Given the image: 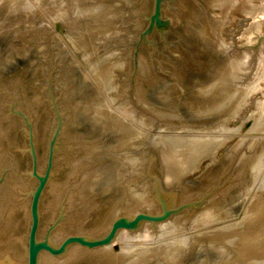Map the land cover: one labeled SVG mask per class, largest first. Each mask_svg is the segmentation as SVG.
Instances as JSON below:
<instances>
[{"label":"rangeland","instance_id":"rangeland-1","mask_svg":"<svg viewBox=\"0 0 264 264\" xmlns=\"http://www.w3.org/2000/svg\"><path fill=\"white\" fill-rule=\"evenodd\" d=\"M38 1L28 2L19 10L11 3L0 5V13H3L0 14V258L8 261L9 257L11 264H27L29 208L38 183L33 173L45 175L50 154V178L39 204L37 238L40 241L48 239L58 247L68 236L96 238L104 235L118 216L135 215L140 211L157 213L159 208L153 196L152 178L162 177L165 184L161 157L166 148L157 141V135L172 137L170 133L178 131L181 134L177 136L186 135L182 130L204 127L206 131L209 130L206 127H210L212 131L218 129L212 133L219 136L216 139L223 140L222 145L210 154L211 157L200 161L197 170L184 176L182 183L175 186L176 182L172 181L165 185L176 193L177 205L205 199L200 208L183 212L155 227L146 223L135 233L121 231L118 236L122 232L131 234V237L144 233L146 229L149 232L151 241L143 245L133 244L132 251L123 248L117 236L111 245L95 250L74 245L61 257L43 253L38 264H264V123H260L264 114L259 118L256 109V105L264 101V71L255 70L259 59L264 58V47L261 45L257 51L248 47L263 35L260 28L264 22L262 13L243 11L244 6L263 7L264 1L232 0L229 5L225 4L226 0H218V4L216 0H171L162 8L163 19L171 22L168 30L162 35L154 27L151 34L141 38L148 26L153 0H111L118 7L113 15L117 33L91 38L88 43V51L94 50L92 44L97 48L92 59L101 61L112 71L110 83L101 81L87 65L85 51L75 47L74 34H69L72 30L68 15H65V21L58 19L63 12L71 13L70 9L77 3L69 6L66 0H56L60 1L59 5H54L51 0ZM23 10H27L31 18L15 20L10 17L13 12ZM203 18L210 22L219 20L216 22L219 30H210L209 34L213 35L207 42L201 39L197 28ZM253 26H256L255 34L250 31ZM249 36L251 42L247 43L245 37ZM220 43L228 50L211 46ZM226 50L232 55L247 57L242 65V88L255 82L259 74L263 75L258 82L260 88L242 98V108L234 118L229 115L230 110L237 111L236 102L225 105L218 112L192 111L191 107H201L217 100L212 91L204 96L197 91L206 88L216 78H213V71L226 63L225 54L223 57ZM249 67L251 70L246 72L244 68ZM174 92L178 93L177 97ZM95 93L101 97L104 108L124 109L132 114L131 120L120 117L119 124L136 125L138 136L132 135L135 150L126 152L133 165L121 167L112 174L118 186L125 184L140 189L143 201L137 210L113 213L109 197L117 192L102 195V181L94 183L102 166L115 168L117 164L107 155L103 160L94 154L92 145L99 144L95 137L100 136V143L108 147L120 142L118 133L112 138L111 131L100 135V130L92 127L91 123L95 121L97 124L100 116L95 111L97 105L90 106L88 111L83 110L82 103L93 100ZM122 155L119 153L116 157ZM90 183L94 184L92 188ZM210 213L212 218L209 219L218 223L205 227L198 222V226L192 225ZM166 223L174 224L176 229L161 238L164 232L161 226ZM235 225L237 227L222 231L226 226ZM186 235L189 245L184 249L168 248L167 243L179 241L181 237L187 239ZM176 237L179 240L174 239ZM158 241L163 244L157 246ZM152 242L156 243L150 244Z\"/></svg>","mask_w":264,"mask_h":264},{"label":"bare ground","instance_id":"bare-ground-1","mask_svg":"<svg viewBox=\"0 0 264 264\" xmlns=\"http://www.w3.org/2000/svg\"><path fill=\"white\" fill-rule=\"evenodd\" d=\"M35 1H38V0H0V5H7V3H11L12 7L16 8L17 10H19V8L21 7H25L28 5V2L30 3H34ZM46 1V0H45ZM62 1V0H61ZM68 2V5L70 6V4L72 5L73 2L77 3L76 6H72L73 9L71 8V13H62L59 15V18L58 19H64V21L66 20L65 19V15L67 14L68 15V19L67 20H71L70 22V29L72 30L70 33H73L74 36H72V40H73V43L75 44V47L81 51V50H84L85 51V54H86V57L88 58V64L89 66L92 67V69L94 70L95 74H97V76L101 79V81H106V82H111V76H112V71H109V69H107L104 65H102V62L99 61V62H95L94 59H92L95 51L97 50V48L94 47V45L92 44V49L94 50H89V46L88 43H90L89 41L91 40V38H96V37H102L103 35L104 36H111L112 34H116V24H115V21L113 18V15L115 14V12H117V4L115 1H111V0H66ZM227 1V2H226ZM225 1V4H229L231 5V1L232 0H226ZM264 1V0H263ZM39 2V1H38ZM44 2V1H42ZM41 2V4H42ZM51 2H54V5H59L58 3L60 1H57L56 0H51ZM66 2V3H67ZM217 2L218 4V0L215 1V3ZM56 3V4H55ZM238 3V2H237ZM249 3V2H248ZM44 4V3H43ZM74 4V3H73ZM264 4V3H262ZM33 5V4H32ZM31 5V6H32ZM39 5V4H38ZM44 6V5H43ZM42 6V7H43ZM67 6V5H66ZM250 6V5H249ZM34 7H36V4H34ZM68 7V6H67ZM256 7V6H254ZM31 8V7H30ZM41 8V7H40ZM45 8V7H44ZM48 8V7H47ZM51 8V7H50ZM64 8V7H63ZM62 8V9H63ZM66 8V7H65ZM70 8V7H68ZM49 9V8H48ZM61 9V10H62ZM120 9V8H119ZM242 10V6H240V8ZM30 10V9H29ZM33 10V9H32ZM31 10V11H32ZM36 10V9H35ZM57 9H55L56 11ZM59 10V9H58ZM69 10V9H68ZM27 10H23L21 13H12L10 17H13V19H17V20H21L23 17H25V19H29L31 18V16L29 14H27L26 12ZM52 11V10H51ZM66 11V9H65ZM243 11L248 13V14H253L255 11H258L261 14V16L263 15V19L262 21L264 22V6L261 7H256V8H250L248 6H244L243 7ZM18 12V11H17ZM36 12V11H35ZM2 13V11H1ZM0 13V14H1ZM8 13V12H7ZM33 14V12H31ZM42 13V12H41ZM3 14V13H2ZM9 14V13H8ZM7 14V15H8ZM27 14V15H26ZM2 16V15H1ZM30 16V17H29ZM256 16V15H255ZM258 16V15H257ZM260 16V15H259ZM44 17V16H43ZM47 17V16H46ZM51 17V16H50ZM54 17V16H53ZM57 17V16H56ZM9 18V17H8ZM8 18H6V20H8ZM67 18V17H66ZM4 19V18H3ZM24 19V18H23ZM26 19V20H27ZM57 19V20H58ZM25 20V21H26ZM88 20V21H87ZM63 21V20H62ZM61 21V23H62ZM63 21V22H64ZM201 24L197 27L198 30H199V34H200V37L203 41H209L211 38H212V35L213 34H209L210 33V30H213V32L215 31H218L219 30V25L217 23H219V20H215L216 22H210L209 20H207L206 18H203L200 20ZM4 22V21H2ZM27 22V21H26ZM25 22V23H26ZM260 23L261 25L263 24ZM256 23V22H255ZM17 24V23H16ZM15 24V25H16ZM64 24H66L64 22ZM59 25V24H58ZM259 25V24H258ZM260 25V27H262ZM65 26V25H64ZM67 26V25H66ZM69 27V26H68ZM51 29V28H50ZM262 29V28H260ZM258 30V29H257ZM250 31L252 33H256V26H253ZM250 33V34H252ZM68 34V35H69ZM224 34V33H223ZM222 34V35H223ZM244 35H245V32H244ZM243 35V36H244ZM67 36V35H66ZM257 36V35H256ZM255 36V37H256ZM259 36V35H258ZM257 36V37H258ZM241 37V36H240ZM260 37V36H259ZM14 38V37H13ZM247 39V43L251 42V38L252 37H245ZM69 39V38H67ZM98 39V38H97ZM109 39V38H108ZM14 40V39H13ZM71 40V39H70ZM101 40V39H100ZM254 41V40H252ZM242 42V41H241ZM100 43V42H99ZM113 43V42H112ZM116 44V43H115ZM240 44V43H239ZM214 46L215 48L219 47V48H227L228 50V47L227 46H224V44H211V46ZM233 45V44H232ZM65 46V45H64ZM212 46V47H213ZM229 46V45H228ZM88 47V48H87ZM119 47V46H118ZM244 47V46H243ZM233 48V47H231ZM99 49V48H98ZM112 49V48H111ZM236 49V48H235ZM263 49V48H262ZM226 50V53H227V56H226V53H223V57H224V54H225V57L226 58V63H225L223 66L221 67H217L215 68V74L213 73V78H215L213 80V82L208 85L206 88L203 87V88H199L197 93L200 95V96H204V95H207L209 94V92H213L215 93L214 95H216L217 97V100H215V102L211 103V104H206V105H201V107H191L192 111L196 112V111H199V110H202L204 111L205 109L211 111L212 113L213 112H218L219 110L225 108L226 106L225 105H229L230 103L232 102H236L238 104H236V108H237V111L235 110H230V117L234 118L238 112L241 110L240 108H242V98L246 97L245 95L250 92H253V91H256L258 90L260 87H259V84L258 82L260 80H262L263 78V75H256V81L252 82L253 83H247L246 84V87L245 88H242V67L245 65L243 63V61H246L245 58H247L246 56L244 55H237V54H230L229 51L227 52ZM232 50V49H231ZM240 50V49H239ZM238 50V51H239ZM252 50V49H251ZM88 51V52H87ZM253 51V50H252ZM78 52V51H77ZM246 52V51H245ZM248 52V50H247ZM98 53V52H97ZM24 54V53H23ZM126 54V53H125ZM249 54V53H248ZM254 54V53H253ZM264 54V53H263ZM66 55V54H65ZM82 55V54H81ZM98 55V54H97ZM255 55V54H254ZM99 56V55H98ZM68 57V56H67ZM72 57V56H71ZM83 57V56H82ZM105 57V56H104ZM244 57V58H243ZM123 58V57H122ZM70 59V58H69ZM104 59V58H103ZM254 59V58H253ZM67 60V59H65ZM225 60V58H224ZM68 61V60H67ZM250 61V60H249ZM70 62V61H69ZM67 63V62H66ZM72 63V62H71ZM113 63V62H112ZM250 63V62H249ZM85 64V63H84ZM122 64V63H121ZM258 66L256 67L255 70H260V71H264V58L263 59H259V63H257ZM243 65V66H242ZM252 65V64H251ZM125 66V65H124ZM256 66V65H255ZM78 67V66H76ZM90 67V68H91ZM120 67V66H119ZM69 68V67H68ZM72 68V67H71ZM74 68V67H73ZM146 68V67H145ZM144 68V69H145ZM252 67H249L247 70L244 68V70L246 72H248V70H251ZM80 69V68H79ZM118 70V69H117ZM148 72L149 70L146 69ZM82 71V70H81ZM91 71V70H90ZM251 72V71H250ZM249 72V73H250ZM248 73V74H249ZM254 73L256 74V71H254ZM252 73V74H254ZM118 74V73H117ZM244 74V73H243ZM264 74V73H263ZM121 75V74H120ZM66 76V75H65ZM73 76V75H72ZM248 77V75H246ZM254 76V75H253ZM95 77V76H94ZM116 78V77H115ZM148 78V77H147ZM150 78V77H149ZM254 78V77H253ZM262 78V79H261ZM98 79V78H97ZM146 79V78H144ZM245 80H246V77H245ZM264 80V79H263ZM143 81V80H142ZM153 81V80H152ZM67 82V81H66ZM99 82V81H98ZM251 82V81H250ZM245 83V82H244ZM66 84V83H65ZM114 85V84H113ZM154 85V84H153ZM64 86V85H63ZM179 87V86H178ZM177 87V89H178ZM72 88V87H71ZM102 88V87H101ZM115 88V87H114ZM67 89V88H66ZM72 90V89H71ZM95 90V88H94ZM114 90V89H113ZM120 90V89H119ZM166 90V89H165ZM144 91V90H143ZM174 91V90H173ZM140 92V91H139ZM117 93V92H116ZM137 93V92H136ZM176 97H177V94L176 92H174ZM65 94H67L65 92ZM113 94V93H112ZM120 94V93H119ZM165 94V93H164ZM106 95V94H105ZM135 95V94H134ZM137 96V95H136ZM141 96V94H140ZM143 96V95H142ZM160 96V95H159ZM163 96V95H162ZM174 96V95H173ZM124 97V96H123ZM161 97V96H160ZM166 97V96H165ZM199 97V96H198ZM84 98V97H83ZM127 99V98H126ZM83 100V99H82ZM101 97H98V94L95 93L94 95V99L93 100H87L85 102L82 103V108L83 110H86L88 111V109L90 108V106H95L97 105V108H96V113H99L100 116L97 118V124H95L96 122L94 121L93 123H91L92 127L95 129V130H100V135H104V133H106L107 131H111L113 137H117V133H118V139L120 140V142H118L116 145L110 147L107 146V145H103L102 143H100V139L101 137L100 136H97L95 137L96 141H98L99 144H94L92 145V147H94L95 151L94 154L98 155L100 158H102L104 160V157L107 155L108 157H110V160L111 161H115L117 164H115V168L114 167H110V166H102V170L100 171V175H99V172L97 173L98 174V178H96L94 180V183L96 184L97 181H102V195L106 194L107 192H110L113 191L114 192H117L115 194H112L110 197H109V201L112 203L111 204V207L113 209V213L114 212H117V213H120V212H129V211H132L134 208H139L138 205L141 201H143V198H142V195L141 193L139 192L140 189H134L132 186H129V185H123V187L121 186H118L116 180H115V176L114 174H112V172L114 173L115 171L114 170H118L120 169L121 167H127V166H132L133 165V160H129L128 158V155L126 154V152L129 151H132V150H135V142H134V138L135 137H132V135H135L137 134L138 136V133L136 132L137 128L135 124L130 123L127 125V126H123L122 124H119L117 121H119L118 119H121L120 117H125V119H129L131 120V115H129L127 113L126 110L122 109V110H119V109H116L115 111L112 110V108H104L105 107V104L103 105L102 101H101ZM131 100V99H130ZM137 100V99H136ZM81 101V100H80ZM145 101V100H144ZM166 101V100H165ZM176 101V100H174ZM189 101V100H188ZM193 101V100H192ZM191 101V102H192ZM164 102V101H163ZM174 103V102H173ZM68 104V103H67ZM149 104V103H147ZM234 104V105H235ZM71 105V104H70ZM140 105V104H139ZM153 106V105H152ZM177 106V105H176ZM76 107V106H74ZM175 107V106H174ZM171 108V107H170ZM176 108V107H175ZM235 108V109H236ZM256 109H257V114H258V117L261 118V116L264 114V101L263 102H260L256 105ZM74 110V109H72ZM90 110V109H89ZM139 110V109H138ZM172 110V109H171ZM170 110V111H171ZM69 111V110H67ZM162 111V110H161ZM174 111V110H173ZM177 111H178V108H177ZM72 112V111H71ZM159 112V111H158ZM157 112V113H158ZM233 112V113H232ZM127 113V114H126ZM147 113V112H146ZM174 113V112H173ZM220 113V112H219ZM83 114V113H82ZM144 114V113H143ZM167 114V113H166ZM169 114V113H168ZM137 115V114H136ZM177 115V114H176ZM180 115V114H179ZM211 115V113H210ZM215 115V114H214ZM74 116V115H73ZM164 116V115H163ZM168 116H173V115H168ZM109 117V118H108ZM161 117V116H160ZM107 119V120H104ZM152 118V117H151ZM157 118V117H156ZM165 118V116L163 117ZM104 121H103V120ZM167 119V118H166ZM169 119V118H168ZM171 119V118H170ZM175 119V118H174ZM177 119V118H176ZM155 120V119H154ZM148 121V120H147ZM167 121V120H165ZM230 121V120H229ZM184 122V121H182ZM147 123V122H146ZM154 123V122H153ZM179 123V122H178ZM223 123V121H222ZM260 123H264V117L261 118V121ZM171 124V123H170ZM167 125V124H166ZM173 125V124H172ZM144 127V125L142 126ZM189 127V126H188ZM225 127V126H224ZM227 127V126H226ZM196 129H188V130H182L183 132L182 133H185L186 135H178L177 134H181L179 132L181 131H178V132H175L174 133H170V135H172V137L170 136H161V135H157V141H161L162 144L166 147L165 148V151L162 152V164H163V173H164V180H165V185H169L172 183V181L176 182V184L178 183H182V178H184V176L190 174L191 172L197 170L198 168V165L200 163V161H202L204 158L206 157H211L210 154L213 153V151L218 148L220 145H222L223 143V140L220 141L218 139H216L217 137H219L218 135L215 136L214 133L218 131H212L210 129V127H206L208 128L209 130H206L204 131L203 129H205L204 127H194ZM219 128V127H218ZM141 129V128H140ZM143 129V128H142ZM182 129V128H181ZM239 130V129H238ZM72 131V130H71ZM171 131V130H170ZM194 132L192 134H190L191 132ZM220 131V130H219ZM94 132V131H93ZM158 132V131H157ZM214 132V133H212ZM77 133V132H76ZM144 133V132H143ZM210 133V134H209ZM116 134V135H115ZM174 134V135H173ZM167 135V134H165ZM221 135V134H220ZM223 136V135H222ZM229 136V135H227ZM82 137V136H81ZM105 137V136H104ZM131 137V138H130ZM146 137V136H145ZM114 138V140H115ZM222 138V137H221ZM220 138V139H221ZM104 140V138H103ZM143 140V139H142ZM74 143V142H73ZM77 143V142H76ZM82 143V142H81ZM137 143V142H136ZM145 143V142H144ZM160 143V142H159ZM72 144V143H71ZM92 144V143H91ZM111 144V143H109ZM73 147V146H71ZM106 147V148H105ZM79 148V146H78ZM76 148V149H78ZM85 148V147H84ZM71 151V149H69ZM76 151V150H75ZM87 151V150H86ZM143 151V149H142ZM146 151V150H145ZM109 152V153H108ZM215 152V151H214ZM80 153V152H79ZM119 155L120 154H123L122 156H120L119 158H117L115 154ZM151 153V152H150ZM74 154V153H73ZM93 154V153H92ZM125 154V155H124ZM129 154V153H128ZM79 155V154H78ZM89 156V155H88ZM92 156V155H91ZM130 156V155H129ZM214 156V154H213ZM73 157V156H72ZM79 157V156H78ZM90 157V156H89ZM75 158V157H74ZM91 158V157H90ZM94 158V157H93ZM96 158V157H95ZM98 159V158H97ZM207 159V158H206ZM88 162V161H86ZM90 162V161H89ZM96 163V162H95ZM86 164V163H85ZM94 166V165H93ZM96 166V165H95ZM81 169V168H80ZM84 169V168H83ZM88 169V168H87ZM91 170V169H90ZM110 170V171H109ZM111 173V175L109 174ZM105 175H110L111 177H108V176H105ZM179 175V176H177ZM118 176V174L116 175ZM124 176V174H123ZM128 177V175H126ZM108 177V178H106ZM86 178V176H85ZM84 178V179H85ZM89 178V177H88ZM93 178V177H92ZM118 178V177H117ZM135 178V177H134ZM91 179V178H90ZM89 180V179H88ZM119 180V179H118ZM142 180V179H141ZM179 180V181H178ZM84 181V180H83ZM91 181H93L91 179ZM123 181V180H121ZM120 181V182H121ZM136 181V180H135ZM119 182V183H120ZM141 182V181H140ZM93 183V182H92ZM144 183V182H143ZM91 184V183H90ZM122 184V182H121ZM94 185V184H93ZM91 184V188L93 186ZM99 185V184H97ZM88 186V185H87ZM90 186V185H89ZM88 186V187H89ZM138 186V185H137ZM172 186V185H171ZM147 187V186H146ZM168 188L170 186H167ZM166 187V188H167ZM90 188V189H91ZM176 189V188H175ZM179 189V188H178ZM89 190V189H87ZM100 190V189H99ZM100 190V191H101ZM148 190V188H147ZM150 190V189H149ZM181 190V189H180ZM144 191V190H143ZM174 191V190H172ZM149 194V193H148ZM100 196H102L101 194H99ZM144 196V195H143ZM146 198V197H145ZM94 199V198H93ZM146 199H144V202H145ZM148 202V201H147ZM151 204V203H150ZM140 206V205H139ZM143 206V205H142ZM101 207V206H100ZM147 208V207H146ZM111 209V210H112ZM145 209V208H144ZM150 209V208H149ZM101 210V209H100ZM142 210V209H141ZM135 212V210H134ZM138 212V211H137ZM136 212V213H137ZM211 212V211H210ZM214 212V211H212ZM120 215V214H119ZM130 215V214H129ZM108 216H111V215H108ZM207 217L206 218H202L203 220H195L193 222L192 225L194 226H198L199 223H201V225H203V227L207 226L208 224H213V223H218L219 221H215L213 219H209V218H212V217H209V216H212L211 213L210 214H207L206 215ZM191 217V216H190ZM110 218V217H109ZM181 218V217H180ZM176 220V219H175ZM180 219H178L179 221ZM173 221V220H172ZM186 221V220H185ZM175 222V221H174ZM184 222V221H183ZM188 222V221H187ZM198 222V224H197ZM176 224V223H175ZM197 224V225H196ZM174 224H171V223H166L165 225L161 226V231L163 230L164 232H162L163 236L161 237L158 236L159 238H164L165 236L169 235L170 233H173L176 229V227L173 226ZM183 225V224H182ZM187 225V224H186ZM145 226V225H144ZM176 226V225H175ZM150 227V226H148ZM147 227V228H148ZM233 227H237V225L235 226H226V228L222 229V231H224L225 229H232ZM109 228V226H108ZM180 228V227H179ZM201 228V227H200ZM220 228V227H219ZM218 228V229H219ZM153 229V228H152ZM197 229V228H196ZM199 229V228H198ZM108 230V229H107ZM178 230V229H177ZM194 230V229H193ZM206 230V229H205ZM105 232V230H103ZM202 231V230H201ZM220 231V230H219ZM152 232V231H151ZM158 232V231H157ZM214 232V231H213ZM120 233V232H119ZM118 233V234H119ZM141 233V232H139ZM149 232L146 231L140 235H136V236H130L129 234H127L126 232H122L118 238H117V241L119 242V244H121V246L123 248H126L128 250H131L133 248H135L133 246V244H139V245H143L145 242H149L151 241L150 240V235L148 234ZM201 233V232H200ZM198 233V234H200ZM151 234V233H150ZM194 234V233H193ZM155 235V233H154ZM153 235V236H154ZM216 235V234H215ZM221 235V234H220ZM116 236V237H117ZM171 236V235H170ZM184 236V235H183ZM188 235H186L187 237ZM193 236V235H191ZM206 236V235H205ZM115 237V239H116ZM155 237V236H154ZM185 237V238H186ZM197 237V235H196ZM196 237H191L192 239H197ZM200 237V236H199ZM203 237V235H202ZM183 237H181V240L174 238V239H177L179 241H170L169 243H167V246L168 248H173V249H179V248H182L184 249L183 247L189 245V238L187 237V239H182ZM190 238V239H191ZM114 239V240H115ZM153 239V238H152ZM114 240L112 241V243L114 242ZM173 240V239H171ZM167 241V240H166ZM157 242V241H156ZM156 242H152L150 244H153V243H156ZM111 243V244H112ZM158 245H162L163 243H161V241H158ZM194 243V242H193ZM202 243V242H201ZM224 243V242H222ZM110 244V245H111ZM156 245V244H155ZM154 245V246H155ZM193 245V244H192ZM197 245V244H196ZM201 245V244H200ZM109 246V245H108ZM151 246V245H150ZM191 246V245H190ZM195 246V245H194ZM152 247V246H151ZM222 247V246H221ZM224 247V246H223ZM119 248V247H118ZM121 248V247H120ZM149 248V247H148ZM158 248V247H157ZM165 248L167 249V247L165 246ZM187 248V247H186ZM191 248V247H190ZM215 248V247H214ZM142 249V248H141ZM156 249V248H155ZM161 249V248H160ZM228 249V248H227ZM137 250V249H136ZM143 250H148V249H143ZM120 251V250H119ZM150 250H148L149 252ZM152 251V250H151ZM160 251V250H159ZM181 251V250H180ZM178 250V252H180ZM113 252V251H112ZM134 252V251H133ZM154 252V250L152 251ZM158 252V251H157ZM185 252V251H184ZM142 253V252H141ZM147 253V252H145ZM144 253V254H145ZM175 253V252H174ZM98 254V253H97ZM109 254V252H108ZM119 254V253H118ZM129 253H126V255H128ZM132 254V253H131ZM184 254V253H183ZM226 254V253H225ZM224 254V255H225ZM117 255V254H116ZM134 255V254H133ZM141 255V254H140ZM178 255V254H177ZM176 255V257H177ZM186 255V254H185ZM223 255V254H222ZM122 256V255H121ZM181 256V255H180ZM183 256V255H182ZM2 257V256H1ZM5 257V256H3ZM105 257V256H104ZM112 257V256H111ZM115 257V256H114ZM129 257V256H128ZM136 257V256H135ZM8 258V261L7 259H3V258H0V264H11V262L9 261V257ZM12 258V257H11ZM133 258V257H132ZM46 259V258H45ZM116 259H117V256H116ZM139 259V258H138ZM143 259V258H142ZM141 259V260H142ZM11 260V259H10ZM13 260V259H12ZM107 261V260H106ZM131 261V260H130ZM167 261V260H166ZM209 261V260H208ZM46 263V262H45ZM139 263V262H138ZM205 263V262H204ZM15 264V263H14ZM99 264V263H98ZM105 264V263H103Z\"/></svg>","mask_w":264,"mask_h":264},{"label":"water","instance_id":"water-1","mask_svg":"<svg viewBox=\"0 0 264 264\" xmlns=\"http://www.w3.org/2000/svg\"><path fill=\"white\" fill-rule=\"evenodd\" d=\"M168 1L171 0H153L152 12L147 20L148 26L144 33L141 34V38L151 34L154 30V27L157 28V30H159L162 35L168 30L171 22L168 19H163L162 17L163 5ZM244 19L247 20L248 18ZM262 29L263 35L257 39V42L255 44H253L252 46H248L254 51H257L261 45L262 47H264V26ZM248 47L245 48L248 49ZM52 143H54V138L52 140ZM51 156L52 154H50L49 156V163L44 176H38L35 171L33 173L37 178L38 183L32 194L29 208L30 224L27 237V264H38L40 255L43 253L50 256L61 257L67 252L69 247L74 245L89 250L106 247L110 245L118 235V233L123 230L130 233H135L143 228V225L146 223L155 227L156 225L164 223L183 212L188 213L191 210L200 208L205 200L202 199L197 202L177 205L176 193L166 188L162 177L159 178L158 176H155L152 179L154 181L153 196L159 208L157 213L153 214L145 211H140L135 215L118 216L112 221V223H110L108 231L100 237L95 238L89 236L72 235L66 237L58 247H55L48 239L40 241L37 238L38 228L40 224L39 204L45 186L48 182V179L50 178L49 176L52 163Z\"/></svg>","mask_w":264,"mask_h":264}]
</instances>
